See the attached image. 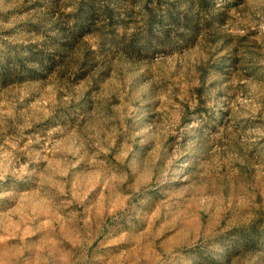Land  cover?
Instances as JSON below:
<instances>
[{"label":"rangeland","instance_id":"obj_1","mask_svg":"<svg viewBox=\"0 0 264 264\" xmlns=\"http://www.w3.org/2000/svg\"><path fill=\"white\" fill-rule=\"evenodd\" d=\"M0 264H264V0H0Z\"/></svg>","mask_w":264,"mask_h":264}]
</instances>
